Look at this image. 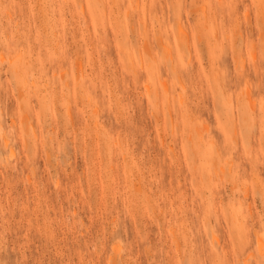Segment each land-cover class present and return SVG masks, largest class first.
Masks as SVG:
<instances>
[{"label": "rangeland", "instance_id": "374dc122", "mask_svg": "<svg viewBox=\"0 0 264 264\" xmlns=\"http://www.w3.org/2000/svg\"><path fill=\"white\" fill-rule=\"evenodd\" d=\"M246 260L264 0H0V264Z\"/></svg>", "mask_w": 264, "mask_h": 264}, {"label": "bare ground", "instance_id": "6f19581e", "mask_svg": "<svg viewBox=\"0 0 264 264\" xmlns=\"http://www.w3.org/2000/svg\"><path fill=\"white\" fill-rule=\"evenodd\" d=\"M241 2H243V1H241ZM244 3H245V2H244ZM234 7H235V6H234ZM240 7H241V6H240ZM226 10H227V9H226ZM165 88H166V87H165ZM166 91H167V90H166ZM248 91H249V90H248ZM248 91L246 92V94H247L248 97H250V93H249L250 91H249V92H248ZM248 101H249V100H248ZM249 103H250V102H249ZM252 104H253V103H252ZM254 104H255V103H254ZM250 106H251V105H250ZM254 106H255V105H254ZM252 107H253V106H252ZM256 237H258V236H256ZM259 242H260V241H258L257 243H259ZM260 243H261V242H260ZM260 245H261V244H260ZM258 247H259V246H258ZM261 247H262V246H261ZM261 247H260V248H261ZM246 262H247V260L244 262V264H246Z\"/></svg>", "mask_w": 264, "mask_h": 264}]
</instances>
